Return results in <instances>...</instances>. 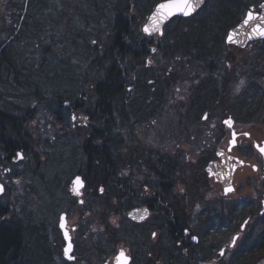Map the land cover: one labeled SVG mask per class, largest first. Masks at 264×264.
Segmentation results:
<instances>
[{
    "label": "trees",
    "instance_id": "trees-1",
    "mask_svg": "<svg viewBox=\"0 0 264 264\" xmlns=\"http://www.w3.org/2000/svg\"><path fill=\"white\" fill-rule=\"evenodd\" d=\"M159 1L0 0V181L10 163L8 154L15 157L19 147H23L22 138H29L25 164L29 185L34 188L29 189L33 211L40 197L49 196L48 189H37L39 186L68 185L72 177L68 167L70 158L81 160L88 154L104 152L102 143L108 123L114 120L112 128L120 124L129 131L134 121H145L154 112L153 104L159 105L168 93L172 96L179 93L173 89L175 83L185 82V89L181 91L188 93L187 121L195 122L189 124L190 132L197 131L206 111L212 110L213 115L218 108L220 117L228 116L229 101L236 103L239 111L246 110L241 118L243 122L253 123L259 114H264V40L259 41L253 58L238 59L232 53L227 54L228 46H232L226 44L227 33L241 22L243 12L250 9L248 0H208L195 18L174 19L161 50L153 57L154 63L148 65L147 50L138 49L143 39L140 25ZM80 2L84 8L79 7ZM108 9L112 10L109 14L104 11ZM220 11L221 21L225 20L226 24L225 50L223 46L216 48L211 36ZM240 75L251 82V89L236 100L233 85ZM160 90L168 91L162 100ZM224 94L227 98L222 100ZM74 112L89 115V127L74 129L70 117ZM43 123L44 133L36 127L37 124L42 127ZM175 137L182 138L174 134ZM141 148L144 147L141 145ZM140 153L143 154L141 149ZM128 161L129 158L125 163ZM205 161L208 160L205 158ZM118 164L123 162H114L115 166ZM198 170L192 172L195 179L206 181L200 175L201 167ZM139 179L133 183L115 174L107 183L116 193L124 183L134 189L132 186L140 185ZM100 180L94 179V184ZM164 183L158 178L156 186ZM192 197L196 201L199 195ZM94 200L98 202L97 207L102 205L98 199ZM0 202L7 206H0V264H27V260L28 264H35L33 257L26 259L24 251L19 253V233L8 230V188ZM107 211L112 215L115 207L110 203ZM101 216V210H94V220ZM155 227L161 228V225ZM149 228L143 226L140 232L146 234ZM151 228L154 227L151 225ZM30 232L36 239L41 237L39 231ZM136 233L137 229L132 227L128 236L133 238ZM97 236L106 238L104 246L109 250L122 239H129L122 238V231L111 225L107 233L98 232L94 237ZM150 238L140 242L142 251ZM252 243L258 249L254 248L252 254L260 252L264 237H257ZM163 247L160 253L164 252L166 257L170 250L167 241ZM236 264L257 263H250L247 258Z\"/></svg>",
    "mask_w": 264,
    "mask_h": 264
},
{
    "label": "flooded vegetation",
    "instance_id": "flooded-vegetation-1",
    "mask_svg": "<svg viewBox=\"0 0 264 264\" xmlns=\"http://www.w3.org/2000/svg\"><path fill=\"white\" fill-rule=\"evenodd\" d=\"M152 11L141 20L143 39L138 47L147 50L148 65L154 63L153 57L161 50L169 25L180 18L166 23L162 33L159 31L148 35L144 33V26ZM129 91L132 92L131 88ZM167 92L159 91L161 100ZM173 96L168 93L159 105L153 104L154 112L145 121H134L129 131L120 124L112 128L114 120L108 123L102 143L104 152L88 154L81 160L70 158V165L63 163L72 172L68 185L39 186L37 189H48L49 196L38 199L35 211L30 207L29 189L34 188L29 185L28 165L25 164V147H29L30 142L29 138H22L23 147H19L13 158L8 154L10 163L8 169L4 170L5 174L8 173V230L17 231L21 237L19 253L24 251L26 259L33 257L35 264H118L121 252L125 254L127 264H236L247 258L250 263L264 264V243L260 246V252L255 253L259 254V260L252 254L254 248L258 250L257 244L252 241L264 237V156L255 147L257 144L264 146V136L256 138L250 131L238 130L236 123L233 129L229 128L224 123L229 115L223 118L222 126L220 122L209 121L205 127L206 121L213 118L211 111L203 114V123L197 131L190 132L189 124L195 122L187 121L188 95L179 90ZM167 108L170 112H166ZM73 115L77 117L75 121L72 120ZM70 117L74 129L89 127V115L74 112ZM36 127L44 133V123L42 127L38 124ZM140 129L150 130L144 134L145 137L151 135V138H139L137 131ZM234 129L239 135L238 150L233 148L230 152L229 141ZM221 130L225 133L224 137ZM202 131L206 134L202 135ZM243 133H249L251 139ZM174 134L182 138H174ZM220 153L224 156H220ZM224 157H227L225 165ZM128 158L129 161L125 163ZM114 162L123 164L115 166ZM213 162H217L220 168L226 167L229 172L233 169L232 175H226L227 185L208 172L207 168ZM199 167L203 173L200 175L203 179L206 177V181L195 179L192 172L199 171ZM114 173L133 183L140 178V185L131 189L124 183L115 193L107 183V179L115 177ZM77 177L84 183L79 190L80 195L73 191V180ZM97 178L101 179L99 185L94 184ZM158 178L165 182L159 187L156 186ZM11 183L15 186H11ZM229 187L233 191L226 193ZM13 189H21V195L14 198ZM52 189L58 191L52 192ZM186 193H197L199 198L190 201ZM95 198L102 205L97 207ZM110 203L115 207L112 215L107 211ZM0 206L7 207L1 202ZM94 210L102 211V216L97 220L93 217ZM62 216L65 217V229L60 227ZM156 224H160L161 228L156 229ZM108 225L122 231V238H129L122 239L112 250L104 246L105 237H94L98 232L107 233ZM147 225L150 226L148 233H141L140 228ZM132 227L138 233L130 238L128 233ZM37 230L41 237L36 239L30 231L38 233ZM65 231L70 239H65ZM149 236L151 238L142 251L140 242L149 239ZM164 236L170 239H163ZM233 237H238L234 246L231 244ZM165 241L170 250L163 257L164 252H160ZM69 243L72 246V260L66 259L63 254ZM221 251L223 255H220ZM9 252L14 255L13 250ZM26 262L30 263L29 260Z\"/></svg>",
    "mask_w": 264,
    "mask_h": 264
},
{
    "label": "rangeland",
    "instance_id": "rangeland-1",
    "mask_svg": "<svg viewBox=\"0 0 264 264\" xmlns=\"http://www.w3.org/2000/svg\"><path fill=\"white\" fill-rule=\"evenodd\" d=\"M248 2L250 3L249 6L250 7H254L256 9L255 11L258 12V8H259V5L261 4L262 0L260 1V3L259 2L255 3V0H248ZM79 7L80 8H84V3H81L80 2L79 3ZM91 7H92V3H91ZM210 9L212 10V8H210ZM104 11H106V13H108V14H109V12H112V10H110V9L104 10ZM246 12L247 11H244L243 12V14L241 15V19L244 18ZM222 15H223V13H222V11H220L218 13L219 20L216 23L215 28L213 30V33L211 35L215 39V46H216V48L217 47H220L221 48L222 46L224 48L223 37H224V34H225L226 24H225V20H222L221 21ZM87 17L88 18H92V14L87 13ZM258 45H260L259 42H253V44H250V46L248 48H246V50L244 52H238V51H236V50H238L240 48L235 47L233 45L232 46H228L230 49L227 51V54L228 55H231L230 53H232L234 56L238 57V59H244L245 57L246 58L247 57L248 58H253V57H255L257 55V52L256 51H257V48H258L257 46ZM231 48H232V50H231ZM224 50H225V48H224ZM240 50H242V49H240ZM19 51L22 53V50L19 49ZM6 55L8 56V48H7ZM45 67L48 68L46 65H45ZM175 84L176 85L173 87V89L176 90L175 93H177V90H184L185 89V86H184L185 82L181 81L180 83H178V84L175 83ZM250 85H251V82L245 76H241L240 75L239 77H237V79L235 81V84L233 85V90H235L234 92L236 94V100H237V97L238 96H241V94H243L246 90H249ZM262 85H264V81H263V84ZM38 86H39V84H38ZM44 87L46 89H49L45 85H44ZM262 87H264V86H262ZM186 94L188 95L187 91H186ZM225 98H227L226 97V94L223 95L222 100H224ZM255 100H257V97L255 98ZM247 101L249 102L251 100H249V98H248ZM227 107L230 109L229 110L230 113L228 112V114H226V115H230L234 120L237 119L235 121V123H236V127H237L238 130L250 131L254 135V137H256V138H261V136H264V119H263L264 118V114H259V118L257 120H255V122H253V123L243 122L241 118L244 115V112L246 110L240 109V111H239V108L237 107V104L234 103L233 101H229ZM220 111L221 110L218 109V108L215 109L213 111V118L210 121H212V122H220L221 123L220 126H222L223 117H220L219 114H218ZM166 112H170V109L167 108ZM145 131H150V130H142V129H140L139 131H137V133L140 136L139 138L145 139V140L146 139L149 140L151 138V135H149L150 137H145V134H144ZM147 134H148V132H147ZM205 134H206L205 131H202V135H205ZM224 135H225V133L223 132V130H221V136L224 137ZM2 179H3L2 182H3L4 186L6 187L7 184H8L7 174L3 173ZM10 185L11 186H15L14 183H11ZM7 188L8 187H6V191H7ZM13 190H14V193H15L13 195L14 198H16V196H18V195H21V189H13ZM187 196H188V199L190 201H194V198L192 197L193 194L188 193ZM254 257H256L257 260L260 259L259 258V254H254Z\"/></svg>",
    "mask_w": 264,
    "mask_h": 264
},
{
    "label": "snow or ice",
    "instance_id": "snow-or-ice-1",
    "mask_svg": "<svg viewBox=\"0 0 264 264\" xmlns=\"http://www.w3.org/2000/svg\"><path fill=\"white\" fill-rule=\"evenodd\" d=\"M200 2L201 0H166V2L160 3L156 7L155 14L151 18L153 27L151 29H149L148 27H145L144 32L149 35H151L153 31L159 32L160 22L166 19H171L172 17H175L178 14L183 15V16L192 15L196 10L197 4ZM260 8L264 9V4L260 5ZM254 21H259V24H256L255 26L252 27V33L256 36L264 38V15H257V14H254L253 12H248L246 15V19H245V25H249L251 24V22H254ZM233 39L234 37L232 35H229L228 41L232 42ZM204 118L207 119V116H205ZM76 119L77 117L73 115L72 120L75 121ZM225 124H227L229 128L233 127V121L231 119L226 120ZM243 135L247 137L248 139H251V136L249 133H243ZM229 145H230L229 147L230 152L232 151L233 148H236L238 150L237 133L232 132V139L229 141ZM255 147L257 148L260 155L264 156V146L257 144L255 145ZM18 155H20L21 159L23 158L21 154L18 153ZM219 155H221L222 157L224 156L223 153H220ZM240 163L242 164V162ZM253 168H255V166H253ZM74 185H75V187L73 188L74 193L76 195H80L79 190L84 185L79 177L75 179ZM2 191H3V187L0 186V192ZM101 191L103 190L101 189ZM232 191L233 189L231 187L226 189V193L232 192ZM146 214L147 213L145 212V215ZM64 221H65V217L62 216L61 224H60V227L62 229L66 228V223H64ZM64 236H65V239H70L67 231L64 232ZM153 236H155V233H153ZM192 238L195 239V237H192ZM237 239L238 237H233L231 241V244L233 246L236 244ZM71 252H72V246L69 243L68 246L65 247L63 250L64 257L68 260H72L73 256L71 255ZM223 254H224L223 251H221L220 255H223ZM118 264H127V258L123 252L120 253V256L118 258Z\"/></svg>",
    "mask_w": 264,
    "mask_h": 264
},
{
    "label": "water",
    "instance_id": "water-1",
    "mask_svg": "<svg viewBox=\"0 0 264 264\" xmlns=\"http://www.w3.org/2000/svg\"><path fill=\"white\" fill-rule=\"evenodd\" d=\"M208 0H201L200 3L197 4L196 6V10L193 14H195L198 10H200L206 3H207ZM166 2V1H165ZM264 4V3H263ZM156 11V10H155ZM249 12H253V11H249ZM254 13V12H253ZM155 14V12L151 15L150 17V20H149V23L147 24L146 27H148L149 29H151L153 27L152 25V16ZM192 14V15H193ZM254 14H257V15H264V9H262V12L261 13H254ZM178 16H181V17H188V16H183V15H179ZM191 16V15H190ZM246 19V18H245ZM245 19L235 28L231 29L228 33V36H227V39H226V42L228 44H232V45H236L240 48H246L251 42H256V41H259V40H262L264 38H261L259 36H256L252 33V27L255 26L256 24H259V21H254V22H251V24L249 25H245ZM168 20L170 19H166V20H163L162 22H160V27H162ZM154 32V31H153ZM152 32V33H153ZM229 35H232L234 37L233 41L232 42H229L228 41V37ZM226 155V153H225ZM221 156V155H220ZM225 160L227 161V157H224V162L223 164L225 163ZM222 164V165H223ZM225 165V164H224ZM208 171L216 177V179L220 182H222L223 184L227 185V182H226V175H232L233 173V169L229 172V170L226 168V167H222L220 168L219 164L218 163H212L209 167H208ZM3 192V191H2ZM0 192V194L2 193Z\"/></svg>",
    "mask_w": 264,
    "mask_h": 264
}]
</instances>
